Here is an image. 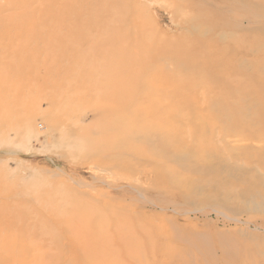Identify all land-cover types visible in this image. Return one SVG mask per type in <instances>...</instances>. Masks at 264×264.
Returning <instances> with one entry per match:
<instances>
[{
    "label": "rangeland",
    "instance_id": "1",
    "mask_svg": "<svg viewBox=\"0 0 264 264\" xmlns=\"http://www.w3.org/2000/svg\"><path fill=\"white\" fill-rule=\"evenodd\" d=\"M261 58L264 0H0V264H264Z\"/></svg>",
    "mask_w": 264,
    "mask_h": 264
},
{
    "label": "bare ground",
    "instance_id": "2",
    "mask_svg": "<svg viewBox=\"0 0 264 264\" xmlns=\"http://www.w3.org/2000/svg\"><path fill=\"white\" fill-rule=\"evenodd\" d=\"M159 47H160V46H159ZM162 53H163V52H162ZM162 53H160V55H162ZM160 55H159V56H160ZM163 55H164V54H163ZM163 55H162V56H163ZM164 56H165V55H164ZM171 58H172V57H171ZM155 59H156V58H155ZM161 59H165V58L162 57ZM166 59H167V57H166ZM169 59H170V57H169ZM152 60H153V58H152ZM158 60H159V59H157V61H158ZM260 61H264V58H261ZM162 62H163V61H162ZM170 63H171V62H170ZM152 65H153V64H152ZM162 65H163V64H162ZM139 69H140V68H138V70H139ZM152 69L154 70L153 67H152ZM140 70H141V69H140ZM135 71H136V70H135ZM142 71H143V70H142ZM145 71H147V70H145ZM162 71H163V70H162ZM140 72H141V71H140ZM165 72H166V71H165ZM145 73H146V72H145ZM139 74H140V73H139ZM141 75H142V74H141ZM143 76H144V74H143ZM145 76H146V74H145ZM137 79H140V78L138 77ZM140 81H142V80H140ZM142 82H143V81H142ZM142 82H141V83H142ZM141 83H138V85L141 84ZM143 84H144V82H143ZM145 85H147V84H145ZM119 87L121 88V86H119ZM132 87H133V86H132ZM139 87H140V85H139ZM141 87H142V84H141ZM128 88H129V87H128ZM128 88H127V89H128ZM167 88H168V87H167ZM122 89H123V88H122ZM129 89H130V88H129ZM137 89H138V88H137ZM139 89H141V88H139ZM117 90L120 91L118 88H117ZM117 90H116V91H117ZM132 90H133V89H132ZM166 90H167V89H166ZM135 91L137 92V90H135ZM138 91H139V90H138ZM141 91H143V90H140V92H141ZM146 91H147V89H146ZM140 92H139V93H140ZM162 92H165V91H162ZM114 93H115V91H114ZM127 93H128V92H127ZM133 93H135V92H133ZM123 94H124V93H123ZM147 94H148V92H147ZM152 94H153V93H152ZM132 95H133V94H132ZM138 95H139V94H138ZM138 95H137V96H138ZM133 96H134V95H133ZM141 96H142V95L140 94V97H141ZM158 96H159V95H158ZM135 97H136V96H134V98H135ZM149 97H150V96H149ZM155 97H156V96H155ZM163 97H165V96H163ZM136 98H137V97H136ZM146 98H147V97H146ZM158 98H159V97H158ZM160 99H161V97H160ZM158 101H159V100H158ZM152 102H153V101H152ZM168 103H169V102H168ZM121 104H122V103H121ZM123 104H124V103H123ZM157 104H158V103H157ZM151 105H152V104H151ZM159 105H160V104H159ZM122 107H123V106H122ZM154 107H155V106H154ZM166 107L168 108L169 106L167 105ZM168 109H169V108H168ZM168 109H167V110H168ZM136 111H137V110H136ZM150 113H151V112H150ZM134 114H135V113H134ZM139 114H140V113H139ZM148 114H149V113H148ZM137 115H138V114H137ZM150 115H151V114H150ZM137 117H138V116H137ZM137 120H139V119H137ZM139 121H140V120H139ZM152 121H153V120H152ZM126 122H127V120H126ZM129 122H130V121H129ZM154 122H155V121H154ZM155 123H156V122H155ZM155 123H154V124H155ZM151 124H152V123H151ZM152 125H153V124H152ZM152 125H151V126H152ZM216 125H218V124H216ZM138 126H139V125H138ZM144 127H145V126H144ZM146 128H148V127H146ZM145 130H146V129H145ZM143 133H144V132H143ZM168 137H169L168 133L165 132V138L167 139ZM144 139H145V138H144ZM172 140H173V139H172ZM173 141H174V140H173ZM166 144L168 145L169 143H166ZM170 144H171V141H170ZM163 146H164V145H163ZM165 146H166V145H165ZM163 148H165V147H163ZM199 154H200V153H198V155H199ZM202 156H203V155H202ZM202 156H201V157H202ZM245 160H246V158H245ZM174 249H175V248H174ZM174 249H173V250H174ZM173 250H172V251H169L170 253L167 254V256L169 257L168 260H170L172 264H182V263H181V260H180V256H181V254H179V253H177V252H175V251H174V253H173Z\"/></svg>",
    "mask_w": 264,
    "mask_h": 264
}]
</instances>
